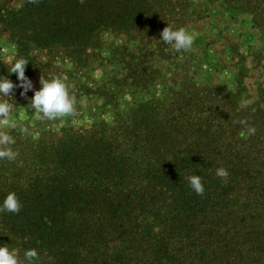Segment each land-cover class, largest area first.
<instances>
[{
    "label": "trees",
    "instance_id": "trees-1",
    "mask_svg": "<svg viewBox=\"0 0 264 264\" xmlns=\"http://www.w3.org/2000/svg\"><path fill=\"white\" fill-rule=\"evenodd\" d=\"M18 1L0 0V26L25 59L62 48L82 60L106 33L148 36L167 4ZM131 96L123 106L111 96V120L15 139L16 160L0 159V203L15 192L22 207L0 213V246L21 264L33 248L34 264H264V145L224 117ZM221 167L227 180L216 176ZM190 175L202 177L203 195Z\"/></svg>",
    "mask_w": 264,
    "mask_h": 264
},
{
    "label": "rangeland",
    "instance_id": "rangeland-1",
    "mask_svg": "<svg viewBox=\"0 0 264 264\" xmlns=\"http://www.w3.org/2000/svg\"><path fill=\"white\" fill-rule=\"evenodd\" d=\"M8 1L20 5L18 0ZM165 2L160 20L148 36L131 39L106 33L82 60L71 58L62 48L31 52L25 75L34 90L27 97L40 89L41 78L61 77L76 101V114L39 120L28 109L29 100L20 96L22 89H15L10 102L16 107V128L20 130L14 135L5 131L14 140L20 135L36 140L49 128L86 129L98 118L111 120L115 109L108 106L111 96L118 95L123 106L133 103L131 94L135 92V97L165 99L166 106L194 115L224 117L225 125L245 130L243 139L264 145V0ZM167 26L184 28L193 35L191 49L177 52L160 40ZM17 58H21L18 46L0 26V75L13 83L19 82L8 68ZM129 73L138 80L128 82ZM145 83L151 86L136 88ZM226 94L230 96L222 99ZM249 128H255V133Z\"/></svg>",
    "mask_w": 264,
    "mask_h": 264
},
{
    "label": "clouds",
    "instance_id": "clouds-1",
    "mask_svg": "<svg viewBox=\"0 0 264 264\" xmlns=\"http://www.w3.org/2000/svg\"><path fill=\"white\" fill-rule=\"evenodd\" d=\"M160 36V40L177 52L190 50L194 43L193 35L184 28L174 30L171 26H167ZM28 64V60L21 57L9 65V75L15 74L19 83H13L6 76L0 75V159L6 158L10 162L15 161L19 155L11 147L15 144L14 138L5 131V129H14L18 126L15 119L16 107L10 102L14 100L15 89H22L20 96L29 100L27 107L39 120L51 121L76 114V101L70 95L66 81L61 77L41 78L40 89L35 90L31 98L27 97V93L34 90L32 81L25 75ZM249 132L254 134L255 128H249ZM216 176L227 180L229 173L227 169L221 167L217 168ZM186 181L196 194H204L205 188L201 176L190 175L186 177ZM21 207L16 193L9 192L0 203V213L18 214ZM24 260L26 264H34L39 260V253L34 248L28 249L24 253ZM0 264H21L16 250H10L6 245L0 246Z\"/></svg>",
    "mask_w": 264,
    "mask_h": 264
}]
</instances>
